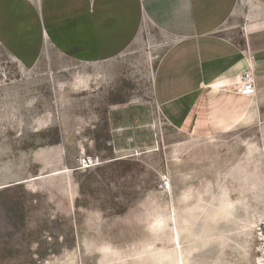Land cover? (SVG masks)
I'll return each instance as SVG.
<instances>
[{
	"label": "rangeland",
	"instance_id": "rangeland-1",
	"mask_svg": "<svg viewBox=\"0 0 264 264\" xmlns=\"http://www.w3.org/2000/svg\"><path fill=\"white\" fill-rule=\"evenodd\" d=\"M168 43L146 29L104 65L0 50V264H264V114L177 129L153 97Z\"/></svg>",
	"mask_w": 264,
	"mask_h": 264
},
{
	"label": "crops",
	"instance_id": "crops-1",
	"mask_svg": "<svg viewBox=\"0 0 264 264\" xmlns=\"http://www.w3.org/2000/svg\"><path fill=\"white\" fill-rule=\"evenodd\" d=\"M146 29L169 42L153 97L177 129L205 120L212 135L230 134L263 118L264 0H0V50L21 66L49 49L104 65ZM248 71L256 92L243 95Z\"/></svg>",
	"mask_w": 264,
	"mask_h": 264
},
{
	"label": "built area",
	"instance_id": "built-area-1",
	"mask_svg": "<svg viewBox=\"0 0 264 264\" xmlns=\"http://www.w3.org/2000/svg\"><path fill=\"white\" fill-rule=\"evenodd\" d=\"M239 89L243 95H251L256 92V83L251 71H248L241 76Z\"/></svg>",
	"mask_w": 264,
	"mask_h": 264
},
{
	"label": "bare ground",
	"instance_id": "bare-ground-1",
	"mask_svg": "<svg viewBox=\"0 0 264 264\" xmlns=\"http://www.w3.org/2000/svg\"><path fill=\"white\" fill-rule=\"evenodd\" d=\"M87 163H89V161L88 160H85ZM89 167V166H88ZM253 225V224H252Z\"/></svg>",
	"mask_w": 264,
	"mask_h": 264
}]
</instances>
